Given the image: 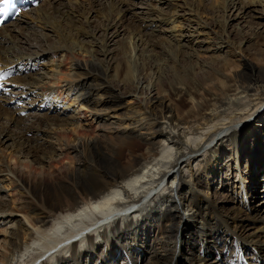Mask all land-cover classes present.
<instances>
[{
	"label": "bare ground",
	"instance_id": "6f19581e",
	"mask_svg": "<svg viewBox=\"0 0 264 264\" xmlns=\"http://www.w3.org/2000/svg\"><path fill=\"white\" fill-rule=\"evenodd\" d=\"M226 1L249 13L247 5ZM97 2L50 0L21 14H35L43 24L58 21L47 28L60 40L52 49L44 33H26L21 15L0 27V85L12 82L0 87V102L8 105L11 97L23 105L6 129L0 125V143L31 153L37 164L0 158V220L15 224L0 243V264H264V215L246 209L255 197V185H248L254 170L237 164L251 150L264 163V57L260 68L227 75L222 35L206 44L185 42L184 34L174 47L182 51L178 64L189 62L190 70L146 79L123 67V47L131 43L137 53L175 6L179 17L200 22L193 4L158 0L157 10L154 0H140L145 7L138 10L133 2L106 0L101 25L87 31L92 42L75 49L68 31L83 28ZM211 20L195 24V33L229 25ZM123 31L132 36L125 43ZM253 35L264 39V31ZM47 51L56 58L49 78L36 67ZM110 63L126 71L122 80L109 79ZM51 102L89 114L88 130L65 111L51 115ZM28 105L37 110L26 115ZM12 123L14 135L7 132ZM250 139L259 147L250 148ZM230 172L235 179L223 182L222 192L234 200L221 213L210 193L214 180Z\"/></svg>",
	"mask_w": 264,
	"mask_h": 264
},
{
	"label": "rangeland",
	"instance_id": "374dc122",
	"mask_svg": "<svg viewBox=\"0 0 264 264\" xmlns=\"http://www.w3.org/2000/svg\"><path fill=\"white\" fill-rule=\"evenodd\" d=\"M44 1V2H43ZM55 5H57L58 0H54ZM106 0H98L96 6L93 7L91 11H88L84 17L82 18L83 21V28L81 29H73L69 30L68 34L72 38V44L75 49L81 50L85 45H88V43L92 42L91 39L88 37V30H93L95 29L94 27H98L101 25L100 23V18L102 15L106 13V6L105 2ZM194 1V0H193ZM193 1L191 0H171L174 5H180L182 7H190L193 4ZM50 2V0H49ZM48 0H41L37 7L34 9L41 10L42 9V4H47L49 3ZM124 4L127 3L128 5L131 4L130 2L134 3V8L136 9H142L145 7L144 4L140 2V0H121ZM155 2V9L159 10L161 4H158V0H154ZM238 2V7L240 9L244 7L245 5L248 6L249 13L243 14L241 13L240 10H237V8L230 9L229 6L227 5L226 0H207L204 4L200 0L194 1L195 6L193 4V9H195V13L197 14L200 22L195 23L194 21L191 23L190 18L186 17L185 19L181 18L178 16L176 10L178 9L176 6L173 8L175 12H172L173 9H168L166 10V15L168 16L167 19L168 22L165 24L163 23L159 27V33L155 38H152V41L149 39H143L142 46L138 50V52H135V46L132 45L131 43H127L123 47V52H122V57L121 60L124 63L123 67L126 66L129 71H131L134 75H139L146 77V79H158L161 80V78L164 76L165 73L168 75H175V74H184L186 73V70H190L189 68V62L185 64H178L177 60L180 58V51L177 48L174 47V45H177V43H180L182 41L181 35H186L185 42L190 40V41H199L203 42L206 44H210L214 42V38L218 35H222V39L226 41V50L224 51V54H222V57L224 58L223 60L224 63L221 64V66H225L227 68L226 74L230 73H240L243 71L244 67L246 66H253L255 68H260L262 65V60L261 58L264 57V39L261 37L259 39H254L253 34H259L260 30L264 31V0H237ZM142 4V5H141ZM31 13V12H30ZM29 14V13H28ZM26 14V16H22L20 20L24 25H28V29L26 33L33 31L34 33L38 34H45L47 35V43L46 46L48 49H52V47H55L56 44L60 42V40L51 33V30L47 29L48 27H54L58 25V21L54 18H49L47 24L37 22L34 20L35 14ZM215 19L217 22L225 23L226 21L228 22L229 25L226 26L224 31L220 30V27L215 28L214 31L208 32L206 30H200V35L195 33L198 28L196 27L195 24H208L211 19ZM87 22H86V21ZM11 23V22H10ZM191 26V28H190ZM45 28V29H44ZM188 28V31L186 33V30ZM1 29V28H0ZM229 29V30H228ZM230 32V35L227 33ZM120 34V39L127 41L128 39V31L126 32H121ZM122 35V36H121ZM49 37V38H48ZM132 37V36H129ZM254 40H253V39ZM137 39V38H136ZM249 39L250 41L253 42L255 47L253 45H249V43H245L246 40ZM256 40V41H255ZM117 39L113 40L111 44L117 43ZM255 41V42H254ZM216 42V41H215ZM144 45V46H143ZM257 46V47H256ZM260 51L263 52L261 56H258V53L260 54ZM19 51L16 50V53ZM81 53V51H80ZM15 53H13L14 55ZM162 55L166 57H162ZM43 58L40 60L38 64H36V67L40 73V76H46L49 78L51 76L52 71V66L54 64L53 61L56 58H53V52L47 51L43 53ZM83 56V55H81ZM163 58V59H162ZM164 58H168L167 62H164ZM117 61V59H116ZM152 61V62H151ZM210 60L203 59V62H208ZM2 62V64H1ZM4 58L0 60V74L2 71H4ZM70 66V62H68ZM193 64H191L192 66ZM109 70L110 73L108 74L109 79L111 80L112 77H115L117 80H122V78L125 77L126 71L123 70V67L121 70H116L114 68V65L110 63L109 65ZM47 81V80H46ZM12 83V82H11ZM11 83H5L3 87L5 86L6 89L10 88ZM7 84V85H6ZM93 84V83H91ZM4 96V95H3ZM8 96V95H6ZM11 98V97H10ZM8 98L7 103L8 105L4 104L1 105L0 102V108L3 111H0V125L1 129L5 128L4 123L7 121L9 117H12L17 119L19 117L15 110L18 109L17 105L22 107L23 105L21 103H18L16 101L10 100ZM55 105V103L50 104V106ZM130 105V104H129ZM3 106V107H2ZM56 106H58L56 104ZM27 107L26 115L30 113V111H35V106H24ZM6 110H4V109ZM79 108V107H78ZM52 110L54 112L51 113L53 116H57V113L62 111H65L66 115L70 117H76L80 118L82 121H84L85 125L83 126V129L88 130L87 127V122L85 121V118L89 119V114H87L86 117H82L83 114L81 112L79 113V110L77 107L73 106L72 108L66 107V106H61L59 107H53ZM58 111V112H55ZM82 113H88V108H83L81 109ZM37 113H41L42 110L36 111ZM115 119H112L114 121ZM111 121V123H112ZM253 119L251 120V122ZM255 121V120H254ZM258 121V120H256ZM263 123L261 122L259 125H262ZM15 123H12L11 126L7 129V132L12 133H17L18 130L16 128ZM6 129V128H5ZM47 129H49L47 127ZM2 138V137H1ZM100 141H103L102 138H100ZM260 141L259 140H252L250 139L248 141V145L250 148L252 147H259ZM27 153L23 150H20L17 147H11L10 144L9 146L2 145L0 143V158L2 156H10L12 158H15L19 164L23 165L27 162H33L35 165H37L32 156L30 154L26 155ZM259 154L260 152L256 155H254L253 150L250 151V153L245 156V163L244 161L238 162V166L240 163H243L244 166H248L254 170L253 176L251 179V182L248 183L250 189H252L255 185V197L250 199L249 203L246 206V209L248 210L249 208L252 211L259 210L260 216L264 215V195H263V180H264V163H260L259 159ZM236 162V160L231 159V163ZM194 166V164H192ZM254 166V168H253ZM256 168V169H255ZM226 179L223 181V179H215L214 180V186L213 189L211 190V196L215 195L214 200L219 201L220 203V212L221 213H229L232 202L231 199L234 200V195L231 194H224L222 192V183L226 182L228 180L231 182L232 179H235V174L230 172V174H226ZM247 183V182H246ZM6 183H2V186L6 187ZM9 190V189H8ZM219 195V196H218ZM51 200H57L54 197H50ZM15 226L14 222L10 218H5L4 220H0V243L3 242V238H6L7 232L10 229H13ZM180 261V260H179Z\"/></svg>",
	"mask_w": 264,
	"mask_h": 264
},
{
	"label": "snow or ice",
	"instance_id": "6c2138e0",
	"mask_svg": "<svg viewBox=\"0 0 264 264\" xmlns=\"http://www.w3.org/2000/svg\"><path fill=\"white\" fill-rule=\"evenodd\" d=\"M15 8V0H0V17H7L11 14V10ZM4 20L0 19V23H3ZM0 79H3L2 76H0ZM0 87H3V85H0ZM120 195L117 193L113 199H119ZM99 211V208H97ZM111 218V217H109Z\"/></svg>",
	"mask_w": 264,
	"mask_h": 264
}]
</instances>
